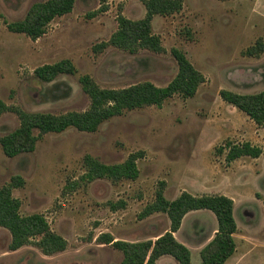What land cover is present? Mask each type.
<instances>
[{"label": "rangeland", "instance_id": "obj_1", "mask_svg": "<svg viewBox=\"0 0 264 264\" xmlns=\"http://www.w3.org/2000/svg\"><path fill=\"white\" fill-rule=\"evenodd\" d=\"M43 1L0 0V98L5 103L56 115L85 111L91 100L80 82L83 75L103 88L144 81L166 86L178 72L174 48L186 54L205 82L192 97L174 95L160 107L127 110L94 132L70 127L46 133L32 152L9 157L0 145V188L21 176L25 183L12 190L21 201V213L43 214L67 241L64 251L51 255L33 244L13 250L11 233L0 226V264L121 262L123 253L100 236L110 233L115 240L135 242L166 232V213L140 217L161 182L169 200L183 191L231 197L237 247L224 264H264V128L220 95L222 89L241 94L264 90V50L256 56L247 53L264 45V0H182L179 12L152 19L163 52L98 46L109 42L120 15L144 18V0H108L105 11L99 10V0H76L73 10L51 21L37 39L8 29L7 23L23 19L35 2ZM62 59L72 61L74 73L49 82L35 75L38 66ZM18 126L15 113L0 116V136ZM227 141H248L263 153L228 163L227 150L218 151ZM135 152L143 153L137 179L80 181L85 155L115 164ZM120 202L124 207H110ZM217 227L210 210L185 215L174 236L190 249L192 264L201 263V251ZM156 264L179 263L166 255Z\"/></svg>", "mask_w": 264, "mask_h": 264}, {"label": "trees", "instance_id": "obj_2", "mask_svg": "<svg viewBox=\"0 0 264 264\" xmlns=\"http://www.w3.org/2000/svg\"><path fill=\"white\" fill-rule=\"evenodd\" d=\"M100 11H105L108 0H99ZM76 0H46L35 2L23 19L7 23L12 32L25 33L37 39L46 33L47 27L56 17L63 16L73 10ZM146 15L142 19L132 20L123 15L118 18V29L112 34L109 42L98 45L104 48L114 45L131 52L149 49L163 52L161 39L152 32V19L155 15H170L179 12L183 7L182 0H144ZM264 50L263 43L247 49L249 55H259ZM178 63V72L166 86H157L144 81L124 88H103L89 75L80 77L83 90L89 95L91 103L85 111H71L65 114L29 112L17 105H9L0 98V116L5 112H13L19 119V126L13 131L0 136V145L4 153L13 157L24 152H32L37 141L46 133L62 132L74 127L81 131L94 132L106 120L123 114L127 110L146 106L160 107L164 101L174 95L192 97L199 86L205 82V76L192 64L186 54L172 49ZM35 75L43 81H52L59 74L74 73L75 66L69 59L38 66ZM223 100L245 112L257 125L264 128V90L241 94L222 89ZM227 150L228 163L242 156L258 158L263 149L246 141L234 143L227 141L218 148L220 153ZM142 152L131 153L126 160L115 164H106L87 154L84 156L85 173L80 181H93L107 178L111 181L123 179L135 180L139 176L137 161ZM24 179L16 175L0 188V226L11 233L10 248L13 250L33 244L44 254L51 255L67 248V241L54 232L41 213L23 215L21 201L14 197L12 190L21 187ZM76 186V183L72 187ZM121 203V202H120ZM111 203L113 210L124 207V203ZM207 209L212 211L218 227L214 237L201 251L200 264H224L237 247L235 234L238 224L234 215V200L225 194L195 195L188 191L181 192L176 198L169 200L164 195V182H161L155 194V200L141 212L145 218L155 212L166 213L170 219V228L156 239L130 242L115 240L110 233H103V243H111L123 253V259L113 264H156L164 255L172 256L179 264H192L191 251L177 240L174 233L181 226L185 215L191 211Z\"/></svg>", "mask_w": 264, "mask_h": 264}, {"label": "crops", "instance_id": "obj_3", "mask_svg": "<svg viewBox=\"0 0 264 264\" xmlns=\"http://www.w3.org/2000/svg\"><path fill=\"white\" fill-rule=\"evenodd\" d=\"M235 238H236V236H235ZM165 256H166V255H164V256H162V257H165ZM162 257H161V258H162ZM159 259H160V258H159Z\"/></svg>", "mask_w": 264, "mask_h": 264}]
</instances>
